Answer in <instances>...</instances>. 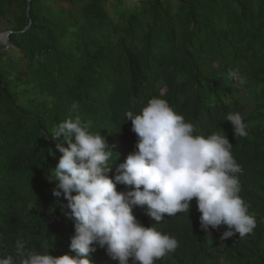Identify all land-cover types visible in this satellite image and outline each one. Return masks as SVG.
Masks as SVG:
<instances>
[{
  "label": "trees",
  "instance_id": "obj_1",
  "mask_svg": "<svg viewBox=\"0 0 264 264\" xmlns=\"http://www.w3.org/2000/svg\"><path fill=\"white\" fill-rule=\"evenodd\" d=\"M0 18L11 30L0 49V257L14 255L18 239L29 250L46 240L50 255H74V220L48 180L62 155L55 127L79 116L105 137L114 177L137 141L126 112L159 97L194 135L227 136L257 224L222 239L226 225L210 235L200 228L196 198L189 213L159 223L134 207L144 226L179 242L155 264H264V0H0ZM237 112L247 137L235 138L225 120ZM91 256L119 264L99 245Z\"/></svg>",
  "mask_w": 264,
  "mask_h": 264
},
{
  "label": "clouds",
  "instance_id": "obj_2",
  "mask_svg": "<svg viewBox=\"0 0 264 264\" xmlns=\"http://www.w3.org/2000/svg\"><path fill=\"white\" fill-rule=\"evenodd\" d=\"M229 78L238 85L247 82L238 70H230ZM125 116L137 141L114 177L108 175L117 158L112 159L114 151L100 133L88 131L79 116L60 122L52 131L63 141L57 144L62 155L48 180L55 181L52 195L58 200L63 196L66 203L60 201L61 209L74 220L69 245L74 255H50L52 246L46 240L42 251L29 250L18 239L14 255L0 257V264H94L91 253L96 245L119 264H129L130 258L132 264H155L174 252L179 242L144 226L133 208L146 206V214L159 223L165 214L189 213L193 198L201 213L200 228L209 235V229L221 225L227 226L222 239L236 233L243 238L254 230L256 218L240 196L242 169L225 134L194 135L193 124L159 97L151 98L139 113L127 111ZM225 120L231 122L235 138L248 136L240 113H230ZM117 184L129 186L128 190L118 191Z\"/></svg>",
  "mask_w": 264,
  "mask_h": 264
},
{
  "label": "rangeland",
  "instance_id": "obj_3",
  "mask_svg": "<svg viewBox=\"0 0 264 264\" xmlns=\"http://www.w3.org/2000/svg\"><path fill=\"white\" fill-rule=\"evenodd\" d=\"M11 30L9 29L8 24L6 23L5 18H0V49L3 46L8 45V39Z\"/></svg>",
  "mask_w": 264,
  "mask_h": 264
},
{
  "label": "water",
  "instance_id": "obj_4",
  "mask_svg": "<svg viewBox=\"0 0 264 264\" xmlns=\"http://www.w3.org/2000/svg\"><path fill=\"white\" fill-rule=\"evenodd\" d=\"M11 33V32H10ZM10 34H8V36H9ZM9 40V39H8Z\"/></svg>",
  "mask_w": 264,
  "mask_h": 264
}]
</instances>
